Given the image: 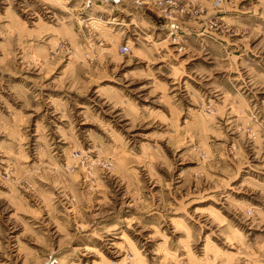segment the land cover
<instances>
[{
	"label": "rangeland",
	"instance_id": "obj_1",
	"mask_svg": "<svg viewBox=\"0 0 264 264\" xmlns=\"http://www.w3.org/2000/svg\"><path fill=\"white\" fill-rule=\"evenodd\" d=\"M0 264H264V0H0Z\"/></svg>",
	"mask_w": 264,
	"mask_h": 264
},
{
	"label": "built area",
	"instance_id": "obj_2",
	"mask_svg": "<svg viewBox=\"0 0 264 264\" xmlns=\"http://www.w3.org/2000/svg\"><path fill=\"white\" fill-rule=\"evenodd\" d=\"M121 52H122V53H127V52H129V47H128V45H123V46L121 47Z\"/></svg>",
	"mask_w": 264,
	"mask_h": 264
}]
</instances>
